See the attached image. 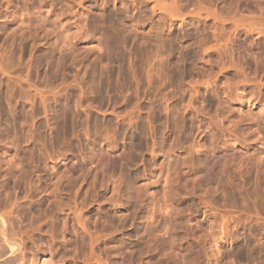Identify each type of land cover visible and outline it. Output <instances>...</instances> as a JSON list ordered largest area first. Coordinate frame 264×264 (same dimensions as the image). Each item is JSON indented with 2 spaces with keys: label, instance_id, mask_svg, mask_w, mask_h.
<instances>
[{
  "label": "rangeland",
  "instance_id": "rangeland-1",
  "mask_svg": "<svg viewBox=\"0 0 264 264\" xmlns=\"http://www.w3.org/2000/svg\"><path fill=\"white\" fill-rule=\"evenodd\" d=\"M154 1L0 0V194L45 224L30 261L264 264V0Z\"/></svg>",
  "mask_w": 264,
  "mask_h": 264
},
{
  "label": "bare ground",
  "instance_id": "bare-ground-1",
  "mask_svg": "<svg viewBox=\"0 0 264 264\" xmlns=\"http://www.w3.org/2000/svg\"><path fill=\"white\" fill-rule=\"evenodd\" d=\"M158 0H155L154 1V3L153 4H159V2H157ZM156 2V3H155ZM160 3H162L161 5H163V1L162 2H160ZM156 5L154 6V7H156ZM160 5V6H161ZM159 6V5H158ZM154 7L153 8H151V10L152 9H154ZM165 7V6H164ZM161 8H162V6H161ZM163 9V8H162ZM158 10L160 11L161 9H159L158 8ZM153 12H154V10H152ZM156 11V10H155ZM105 20V19H104ZM109 21V19H107V22ZM109 24H110V22H108ZM107 23V24H108ZM113 23V22H112ZM108 26H110V28L111 29H113L111 26L112 25H108ZM113 27H115L114 26V24H113ZM115 29V28H114ZM52 57H54V56H52ZM47 59H45L44 57L42 58V61L43 62H48V61H46ZM53 60H55L54 58H53ZM51 62H53V61H51ZM174 75H176V74H174ZM176 78V77H175ZM98 83H97V89H98V92H102V91H104V84L101 82V81H97ZM2 111V110H1ZM5 117V116H4ZM54 119H53V125H52V128H51V126H49L50 127V129L52 130V131H55L56 129H57V126L58 125H60L61 123V125L62 126H65L66 127V121H67V115H66V113L65 112H60L59 113V115H57L56 117H53ZM59 119V120H58ZM135 127H137L138 128V126L136 125ZM171 127V126H170ZM124 129V128H123ZM135 129V128H134ZM133 129V130H134ZM140 129V128H139ZM138 129V130H139ZM142 129V128H141ZM173 128L171 127V130H172ZM138 130H136V131H138ZM126 131H127V129H126ZM135 131V130H134ZM140 131V130H139ZM143 131V130H142ZM123 133H124V131H122ZM128 132V131H127ZM172 131H169V133H171ZM134 133H136V132H134ZM168 136H170V135H168ZM77 137V136H76ZM135 141V140H134ZM132 143H135V142H132ZM136 144H138V143H136ZM133 146H134V144H133ZM136 149H137V147L136 146H134ZM134 150V149H133ZM127 154H124V156H126ZM123 156V155H122ZM127 157V156H126ZM125 157V158H126ZM113 158V157H112ZM128 160H130V157H129V155H128ZM110 159V158H109ZM127 160V161H128ZM111 162L110 163H108L109 165H108V167H109V169L110 170H115L119 165H120V163L121 164H127V163H125V161L126 160H124V158L123 157H120V155H119V157H116V158H113L112 160H110ZM129 162H131V161H129ZM129 162H128V164L127 165H129ZM218 164V163H217ZM120 166H122V165H120ZM198 167H200L201 166V164L199 165H197ZM201 167H204V165L203 166H201ZM119 168V167H118ZM123 168H128L127 166H125V167H123ZM205 168V167H204ZM208 168H209V166H208ZM217 168H218V166H216V165H214V166H212V167H210L209 168V172L207 173V171H206V174L208 175L209 173L212 175V177H214L213 175H215L216 177H217V175L218 176H220V174H218V170H217ZM197 169V168H196ZM117 170V169H116ZM199 170H200V168H199ZM205 170H207V168L206 169H204V171ZM112 171V172H113ZM195 173H196V171H195ZM191 176V175H190ZM192 177V176H191ZM195 177H197V176H195ZM199 177V176H198ZM198 177H197V179H198ZM193 179H194V176H193ZM198 180H200V178L198 179ZM195 181H197L196 179H195ZM201 181V180H200ZM205 182V181H204ZM197 183V182H196ZM202 183V182H201ZM197 184H199V181H198V183ZM203 184V183H202ZM201 184V185H202ZM119 185V184H118ZM117 185V186H118ZM114 187L116 186L115 184L113 185ZM112 186V187H113ZM117 186L115 187V188H117ZM112 189H114V188H112ZM118 189V188H117ZM117 189H114V190H117ZM113 191V190H112ZM8 198L7 197H5V198H2V196H1V194H0V264H38V262H37V260L35 259V260H33V261H30L29 260V257H30V254H31V237H30V240H29V238H28V231L31 233L32 232V228L34 227V228H38L40 231H43L44 230V228H45V224L40 220V218L38 217V213H36V212H32V211H30L29 213H28V217H29V222H28V224H29V226L27 227V229L26 230H20V229H17L16 227H15V225L13 224V222L11 221V219L8 217V214L5 212V209L7 208V204H8ZM59 218V217H58ZM57 217L55 218V220L53 221L54 222V228H56V226H58V221H59V219H58ZM61 218V217H60ZM59 227V226H58ZM55 230V229H54ZM53 237V236H52ZM221 239H223V238H220V241H221ZM224 240V239H223ZM223 240H222V242H223ZM57 243H58V236H57V234H56V232L54 231V237H53V241H52V244L55 246V245H57Z\"/></svg>",
  "mask_w": 264,
  "mask_h": 264
}]
</instances>
